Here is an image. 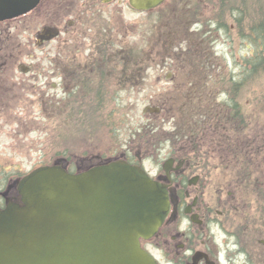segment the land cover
<instances>
[{
  "label": "rangeland",
  "instance_id": "1",
  "mask_svg": "<svg viewBox=\"0 0 264 264\" xmlns=\"http://www.w3.org/2000/svg\"><path fill=\"white\" fill-rule=\"evenodd\" d=\"M126 1L52 0L31 16L0 23V62L8 63L0 75L7 73L1 79L3 84H0V188L11 182L14 176L61 157H68L66 163L71 169L92 165L96 155L114 158L121 148L114 139L120 141L122 148L127 142L136 146L130 135L136 127L147 124L149 118L151 120V114L143 113L148 105L163 106L161 130L170 131L174 127L173 109L182 103L190 81H201L198 77L204 76L203 73L209 75L211 84L218 82L217 87L215 84L212 86L215 94L223 89L229 90L233 81L239 83L247 77L250 64L243 60L250 53L248 40L240 38L229 12L224 13L229 30L214 21L215 11L217 16L220 13L217 0H165L151 11L132 9ZM52 8L55 16H52ZM76 13L86 15L76 31L72 28L69 32L62 31L58 38L41 48L35 45V32L42 26L53 23L63 29ZM210 18L212 24H204ZM210 29L209 43L207 40V46L202 48V31ZM132 42L138 44V49L139 46L144 47L148 53V56L142 54L143 60L138 65L124 64L131 68L126 70L125 77L133 72L139 81L135 85H118L113 76L115 71H111L106 85L107 96L101 100L104 111L113 110L112 116L118 123L125 119L120 134L114 138V132L108 131L110 122L104 116L98 115L93 120L87 117L90 105L95 106L98 101L90 97L69 96L67 90L74 86L66 81L61 83L60 73L57 78L53 77L52 68L54 70L57 63L60 67L72 63L77 69H82V63L89 64L96 59L99 48L106 56L111 55L110 62L121 64L115 52L125 43ZM199 46L211 63L208 70L202 71L191 62L199 56ZM30 62L41 67L37 78L25 76L17 69L21 63ZM244 81L245 84L238 89L237 100L242 111L249 116L247 130L241 136L244 141L239 146L241 149L244 145L249 153V165H234L235 170H240L235 174L226 172V168L219 173H207L218 174L220 189L249 191L244 212L257 222L256 225H261L264 219V70L254 77L248 75ZM55 82L58 86L52 88ZM74 91L80 92L76 88ZM120 112L122 118L118 116ZM169 145L168 141L156 145L162 151L161 157ZM218 150L223 158L221 163L229 162V150ZM148 156H143V166L153 171L156 159L146 160ZM241 179L247 180L245 188ZM257 195L260 201L254 198ZM257 202L262 204L263 217ZM255 208L258 210L254 211ZM252 230L253 235L264 234L257 227ZM150 250L159 257L157 251Z\"/></svg>",
  "mask_w": 264,
  "mask_h": 264
},
{
  "label": "water",
  "instance_id": "2",
  "mask_svg": "<svg viewBox=\"0 0 264 264\" xmlns=\"http://www.w3.org/2000/svg\"><path fill=\"white\" fill-rule=\"evenodd\" d=\"M39 0H0V21L22 15ZM164 0H129L145 11ZM45 26L38 37L57 35ZM158 111L157 108L144 109ZM22 204L0 209V264H157L141 247L170 208L166 186L125 160L68 172L38 166L17 182Z\"/></svg>",
  "mask_w": 264,
  "mask_h": 264
},
{
  "label": "flooded vegetation",
  "instance_id": "3",
  "mask_svg": "<svg viewBox=\"0 0 264 264\" xmlns=\"http://www.w3.org/2000/svg\"><path fill=\"white\" fill-rule=\"evenodd\" d=\"M51 1L39 0L34 8L26 14L2 20L0 23L31 16L36 10ZM100 1L110 3L115 0ZM117 1L121 3L122 0ZM126 5H128V0ZM51 12L52 16H55V9L52 8ZM83 17L86 18V15L73 14L68 19L66 27H62L63 29L53 23L42 26L40 29L45 26L56 27L58 29L57 35L47 40L45 37H38L39 29L34 35L35 45L41 48L46 43L53 42L58 38L62 31L69 32L71 28L72 31H76L77 26L81 25ZM101 54H103L102 57ZM105 59L106 53L99 48L96 59L90 61L89 64L82 63L84 66L82 69H77L72 63L66 67H60L57 63L54 64V70L52 68V76L57 78L60 73L62 76L61 83L66 81L72 84L77 91H80L75 93L74 88L68 89L69 96L90 97L89 99L101 101L107 96L106 85H108L111 71H115L113 76L118 85L124 80H129L130 83L137 80L136 77L130 78L133 72L123 78L126 70L131 69L129 66L122 68L124 66L122 63L106 62ZM36 65L38 64L32 62L21 63L17 69L25 76L30 75L37 78L41 67ZM6 66L8 63L0 62V75L4 73L3 70H6ZM65 73L67 74L65 75ZM3 76L0 77V84H3L1 80ZM25 84L28 85L27 82ZM57 86L58 82L52 84V88ZM8 89L12 91L11 87ZM2 90L4 91L5 88L2 87ZM39 95H41L40 92ZM119 151L120 153L111 159L104 158V155H96L94 157L96 158L95 163L90 166L113 159H123L145 169L142 158L150 155L146 160L155 158L156 162L153 171L145 169L146 172L151 178L166 186L170 203L167 218L154 236L141 241V245L155 257L158 264H264V234L253 235L252 230L253 227H257L264 233V219L261 221V225H256L257 222L244 212L248 202L245 199L246 195L249 196V191L218 188V174L207 173L210 171L217 173V170L202 169L200 166L202 160L187 158L186 155L173 149L171 145L162 157L160 149L153 152L152 150L128 151L126 154H124L123 148H120ZM61 158H58L57 161L66 166L67 158ZM210 161L212 159L205 160V162ZM254 198L259 200V198ZM8 202L22 204L16 181L11 180L6 186L0 188V208H3ZM257 204L260 206L258 209H260L262 204L258 202ZM258 209L255 208L254 211ZM259 213L263 217L262 208ZM148 246L157 251L159 257Z\"/></svg>",
  "mask_w": 264,
  "mask_h": 264
},
{
  "label": "trees",
  "instance_id": "4",
  "mask_svg": "<svg viewBox=\"0 0 264 264\" xmlns=\"http://www.w3.org/2000/svg\"><path fill=\"white\" fill-rule=\"evenodd\" d=\"M220 13L213 14L214 21L221 26L227 25V17L224 16L225 12H229V16L233 18L236 23L237 32L241 39L248 40L250 46V53L243 61L245 64H250L248 75L254 77L259 74L260 70H264V0H217ZM235 12V13H234ZM202 21V20H199ZM210 21V22H209ZM204 24H212L211 18ZM204 22V21H203ZM212 29L202 31L200 39L202 41V48L207 46V40L210 38ZM209 43V40H208ZM199 52V56L192 59L193 66L198 69L208 70L210 61L202 54L205 51ZM135 42L128 43L120 50H116L115 56L119 58L121 63L138 65L143 60L142 54L148 53L144 47L139 46ZM193 53V52H192ZM136 55L138 59L136 60ZM110 54L106 56L105 61L110 62ZM146 58V57H145ZM147 63V62H146ZM123 66L122 68H125ZM204 76H199L201 81H190L189 89L183 94L182 103L173 109L171 117L174 120V127L170 131H163L161 122H163L162 115L164 108L158 106L160 111L151 114L152 118L148 120L147 124H142V127L135 128L130 135V139L136 146L130 145L128 142L123 145V152L126 154L128 151H144V150H157L156 145L161 144L163 141H168L171 147L187 158L200 159V166L202 169L209 168L211 170L217 169L221 172L223 168L228 169L226 172L240 173V170H235V167L249 165V153L245 151L244 145L240 149V142L244 141L241 136L247 130V117L249 113L242 111L241 104L237 100L238 89L240 85L245 84L247 79V70L245 74L247 77L242 82H232L229 90H222L219 94H215L212 86H218V82L211 84L210 77L207 73ZM125 76H123L124 78ZM136 77V82L130 83L129 80H124L119 85H135L139 78L135 74H131L130 78ZM247 83V82H246ZM225 85L224 83L222 84ZM231 90V91H230ZM116 104V102H115ZM117 105V104H116ZM104 116L108 124V131L114 132V138L120 134L123 128L125 119L122 118V123H118L115 116H112L113 110L104 111V103L98 101L97 105H90L87 117L93 120L96 114ZM117 116V117H118ZM123 116H125L123 114ZM125 118V117H124ZM114 122V123H113ZM114 124V125H113ZM126 127H124L125 129ZM164 133V136H162ZM167 135V136H165ZM122 148L119 140L114 139ZM157 148V149H156ZM221 148L228 149L229 162L221 163L223 159L219 154ZM68 158V157H67ZM129 159L128 157H126ZM207 159H212L210 162H205ZM52 163V162H44ZM241 165V166H238ZM68 171L74 172L68 164H66ZM244 175V174H242ZM241 175V176H242ZM18 174L15 178L20 177ZM13 178V179H15ZM244 182V188L247 180L241 179ZM250 188V187H247ZM257 198L259 196L257 195Z\"/></svg>",
  "mask_w": 264,
  "mask_h": 264
}]
</instances>
